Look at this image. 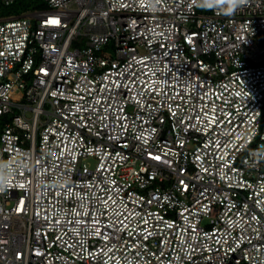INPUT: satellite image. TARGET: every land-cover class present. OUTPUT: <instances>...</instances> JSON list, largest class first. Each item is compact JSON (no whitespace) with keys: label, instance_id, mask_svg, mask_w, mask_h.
I'll use <instances>...</instances> for the list:
<instances>
[{"label":"built area","instance_id":"1","mask_svg":"<svg viewBox=\"0 0 264 264\" xmlns=\"http://www.w3.org/2000/svg\"><path fill=\"white\" fill-rule=\"evenodd\" d=\"M41 2L0 16V264H264V0Z\"/></svg>","mask_w":264,"mask_h":264},{"label":"trees","instance_id":"2","mask_svg":"<svg viewBox=\"0 0 264 264\" xmlns=\"http://www.w3.org/2000/svg\"><path fill=\"white\" fill-rule=\"evenodd\" d=\"M44 7L45 5L41 2V0H16L13 5L8 7L12 13L6 16L20 15Z\"/></svg>","mask_w":264,"mask_h":264},{"label":"rangeland","instance_id":"3","mask_svg":"<svg viewBox=\"0 0 264 264\" xmlns=\"http://www.w3.org/2000/svg\"><path fill=\"white\" fill-rule=\"evenodd\" d=\"M12 11H10V8L8 7H2L0 5V16H6L11 14ZM103 55L107 56V57H112L113 56V51L111 48L107 49L104 51Z\"/></svg>","mask_w":264,"mask_h":264}]
</instances>
